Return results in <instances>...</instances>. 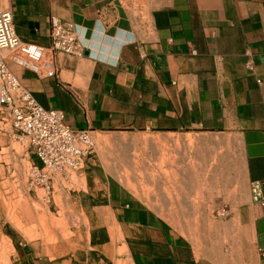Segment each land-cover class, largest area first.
Here are the masks:
<instances>
[{"label":"crops","instance_id":"0c3cea01","mask_svg":"<svg viewBox=\"0 0 264 264\" xmlns=\"http://www.w3.org/2000/svg\"><path fill=\"white\" fill-rule=\"evenodd\" d=\"M7 9L18 38L46 49L52 77L6 60L42 108L93 137H152L143 153L151 178L143 163L136 188H151L161 205L228 195L245 206L248 252L237 245L231 261L209 260L167 223L183 218L93 178L80 195L93 248L120 235L131 264H264V209L250 197L264 180V0H13ZM50 17L73 24L81 56L50 50ZM10 139L0 123V141Z\"/></svg>","mask_w":264,"mask_h":264},{"label":"rangeland","instance_id":"374dc122","mask_svg":"<svg viewBox=\"0 0 264 264\" xmlns=\"http://www.w3.org/2000/svg\"><path fill=\"white\" fill-rule=\"evenodd\" d=\"M6 9L7 0H0V11ZM102 137L123 139L124 142L113 141L108 145ZM89 138L92 146L83 158L81 168L67 174H53L48 188L29 186L30 169L37 162L25 145L13 139L0 141V264H131L125 245H119L120 235L115 237L114 243L103 248L95 249L90 243L95 224L80 195L81 190L91 185L93 178L120 184L132 198L142 199L148 207L183 218L167 223L200 256L229 262L234 259L237 245L240 256L248 252V226L242 219V212L238 215L237 211L239 208L242 211L245 206L241 204L235 208L228 202V195L222 198V203L210 195H197L191 199L200 203L161 205L151 188L135 187L143 184V163L148 167L144 176L151 178L150 158L143 156L151 147L150 135L121 133L93 137L89 134ZM119 149L136 157L133 164L126 158L119 162L113 152ZM165 197L164 200L172 199L168 195ZM51 231L55 236H51ZM57 238L58 241L54 240Z\"/></svg>","mask_w":264,"mask_h":264},{"label":"built area","instance_id":"2783aa9c","mask_svg":"<svg viewBox=\"0 0 264 264\" xmlns=\"http://www.w3.org/2000/svg\"><path fill=\"white\" fill-rule=\"evenodd\" d=\"M49 26L51 51L66 56L83 54L73 24L50 17ZM45 54V48L21 41L15 34L10 11H0L1 129L7 128L11 139L25 145L37 162L31 166L29 186L48 188L53 174H67L81 168L92 142L86 131L66 126L61 111L42 108L6 64L9 60L35 74L52 77L54 72L44 69ZM250 197L254 204L264 209V180L250 184ZM259 256L264 259V249L259 251Z\"/></svg>","mask_w":264,"mask_h":264},{"label":"bare ground","instance_id":"6f19581e","mask_svg":"<svg viewBox=\"0 0 264 264\" xmlns=\"http://www.w3.org/2000/svg\"><path fill=\"white\" fill-rule=\"evenodd\" d=\"M101 139H103V142H105L106 144H108L109 145V143L111 142V143H114V142H117V141H121V142H124V140L123 139H116V138H113V139H111V138H101ZM99 141H101L100 139H99ZM114 141V142H113ZM104 143V144H105ZM121 144V143H120ZM107 145V146H108ZM108 147H110V146H108ZM112 147V146H111ZM113 147H114V145H113ZM118 147V146H117ZM109 152V151H108ZM113 152H114V154H115V157L119 160V162H122L123 160H125V157H126V154H127V152L126 151H124V150H116V151H114L113 150ZM130 155V154H129ZM136 157L134 156V155H131V156H129V159H130V161H131V163L133 164V161H134V159H135ZM1 173V172H0ZM4 173V172H3ZM4 178V177H3ZM225 180H226V178H225ZM45 212V211H44ZM62 213V212H61ZM49 214H51V213H49ZM63 214V213H62ZM43 215H44V213H43ZM63 216V215H62ZM45 217V216H44ZM48 217H49V215H48ZM54 216H52V218H53ZM46 218V217H45ZM55 218V217H54ZM41 220H42V218H40ZM49 219V218H48ZM61 219V218H60ZM46 221V220H45ZM44 221V222H45ZM53 221V220H52ZM55 223V222H54ZM45 224V223H44ZM56 224V223H55ZM50 225H52V223L50 224ZM54 225V224H53ZM58 225V224H57ZM43 226V225H42ZM60 227H61V225H59ZM41 227V226H40ZM42 228V227H41ZM43 228H45L44 226H43ZM53 228H56V226L55 227H53ZM52 228V229H53ZM209 229V228H208ZM56 230V229H55ZM43 231V230H42ZM46 231V230H45ZM47 231H48V229H47ZM209 231H210V229H209ZM44 232V231H43ZM52 232V231H51ZM50 232V234H51V236H52V234L54 235V232H52L51 233ZM49 233V232H48ZM56 233V232H55ZM39 234V233H38ZM44 234V233H43ZM49 234V235H50ZM64 234V233H63ZM66 234H69V233H66ZM66 234L65 235H63V237L64 236H66ZM70 235H72V234H70ZM47 236V235H46ZM55 236V235H54ZM61 236V235H60ZM68 236V235H67ZM208 236H210V235H208ZM40 237V236H39ZM57 237V236H56ZM43 238V237H42ZM44 238H45V236H44ZM48 238V237H47ZM54 240H59V238H57V239H54ZM44 241V240H43ZM63 241H65V240H63ZM52 242V241H51ZM54 242V241H53ZM46 243V242H45ZM48 243H50V242H48ZM67 243V242H66ZM68 244V243H67ZM66 244V245H67ZM37 245V244H36ZM36 245H34V246H36ZM72 246V245H71ZM72 250V249H71ZM74 250H75V247H74ZM4 254V253H3ZM73 254V253H72ZM74 256V255H73ZM129 260V259H128ZM3 262H4V260H3ZM2 263V262H1ZM66 263V262H65ZM126 263V262H125ZM125 263H123V264H125ZM129 263V262H128ZM115 264H120V263H115Z\"/></svg>","mask_w":264,"mask_h":264}]
</instances>
